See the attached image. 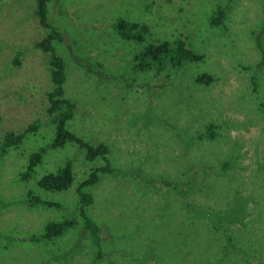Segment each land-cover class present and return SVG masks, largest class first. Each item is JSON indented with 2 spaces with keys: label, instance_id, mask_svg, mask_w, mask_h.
<instances>
[{
  "label": "rangeland",
  "instance_id": "rangeland-1",
  "mask_svg": "<svg viewBox=\"0 0 264 264\" xmlns=\"http://www.w3.org/2000/svg\"><path fill=\"white\" fill-rule=\"evenodd\" d=\"M219 6L225 19L213 27ZM34 7L0 0V142L38 123L0 151V264H264V0L47 1L48 22L60 33L52 45L64 60V96L75 104L65 126L106 144L113 168L85 188L86 214L98 227L96 260L75 188L102 161H85L73 143L48 146V53L33 47L46 31ZM116 19L146 24L142 43L122 39ZM176 37L202 59L133 68L143 43ZM200 74L211 81L196 83ZM41 148L30 177L20 179ZM68 159L67 189L37 186ZM64 218L73 225L60 236L31 240Z\"/></svg>",
  "mask_w": 264,
  "mask_h": 264
},
{
  "label": "trees",
  "instance_id": "trees-1",
  "mask_svg": "<svg viewBox=\"0 0 264 264\" xmlns=\"http://www.w3.org/2000/svg\"><path fill=\"white\" fill-rule=\"evenodd\" d=\"M47 1L48 0H34L35 16L37 17L40 27L46 32L40 40L34 42L33 47L48 53L47 71L51 87L45 93L47 100L46 114L48 117H51V122L54 127L53 136L48 146L56 148L63 146L65 143H73L83 151V158L85 161H92L97 158L102 161V164L93 167L87 173L86 177L79 181L75 188V194L77 196L76 212L82 221V226L87 230L93 246L96 248V253L94 255V260H96L100 256L98 249V227L86 214V208L92 203V196L85 188L95 184L101 174H110L113 168L110 167L107 159L108 147L106 144L102 142L90 144L68 130L65 126L66 122L73 116L75 104L72 100L64 96V60L55 53L52 45L53 40H60V33L48 22L46 16ZM225 12L226 10L224 7H217L209 18V24L213 27L221 24L225 19ZM112 28L122 39L136 43H142L145 35L148 33V26L146 24L122 19H116L112 23ZM19 54L20 52L17 50L13 59L15 64L18 61ZM201 59V54L192 51L182 38L176 37L171 41L159 39L143 43L141 48L132 55V66L134 69L138 70H162L167 63L179 68L184 62H197ZM194 81L198 84H207L211 81V77L207 74H200L194 77ZM37 127L38 123L33 121L21 132L5 133L0 142V151L18 145L26 133L35 131ZM211 127L212 125L208 124L205 126V130L209 132ZM208 135L211 136L210 134ZM201 136L202 134L199 135V137ZM43 150L44 148H41L29 154L27 164L19 175L20 179H27L30 177L34 167L39 163ZM71 164V160L68 159L55 171L41 175L36 181L37 186L49 191L67 189L73 180ZM152 181L154 180H151V183ZM145 182H147V180H145ZM156 183L175 188L173 185L174 183L169 181H156ZM32 201L33 203L43 206L53 205L52 202L43 201L40 200V198H33ZM72 225L73 220L69 218L47 222L43 226L42 232L37 236H33L31 240L36 241L60 236ZM92 264H94V262Z\"/></svg>",
  "mask_w": 264,
  "mask_h": 264
}]
</instances>
